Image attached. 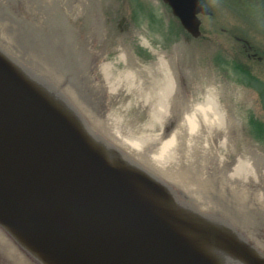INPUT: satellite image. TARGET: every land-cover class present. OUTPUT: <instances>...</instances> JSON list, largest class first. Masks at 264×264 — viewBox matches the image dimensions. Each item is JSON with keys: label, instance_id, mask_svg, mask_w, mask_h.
<instances>
[{"label": "water", "instance_id": "water-1", "mask_svg": "<svg viewBox=\"0 0 264 264\" xmlns=\"http://www.w3.org/2000/svg\"><path fill=\"white\" fill-rule=\"evenodd\" d=\"M0 229L44 264H264V162L110 0H0Z\"/></svg>", "mask_w": 264, "mask_h": 264}, {"label": "rangeland", "instance_id": "rangeland-1", "mask_svg": "<svg viewBox=\"0 0 264 264\" xmlns=\"http://www.w3.org/2000/svg\"><path fill=\"white\" fill-rule=\"evenodd\" d=\"M208 4L213 14L203 21L214 24L212 36L203 23V39H151L149 51L159 53L141 57L155 68L162 60L169 71L173 66L167 62L173 63L180 69V84L200 97L214 91L219 112L237 137L264 158V61H256L264 60V5L254 0H208ZM133 28L143 32L140 21ZM243 46H248L247 55L255 54L252 59L242 55ZM8 252L0 244V264L28 262L20 263Z\"/></svg>", "mask_w": 264, "mask_h": 264}, {"label": "bare ground", "instance_id": "bare-ground-1", "mask_svg": "<svg viewBox=\"0 0 264 264\" xmlns=\"http://www.w3.org/2000/svg\"><path fill=\"white\" fill-rule=\"evenodd\" d=\"M112 9L114 12L115 20L123 30V32L126 34L130 42H132L133 46L136 47L135 49L140 54V56H148L151 52L154 54H158L157 51H149V43L152 40H161L158 37L161 38L163 35V39H169L168 37L175 34L176 40H188V41H194L198 39H203L200 37L202 34L203 36V23L204 18H210L213 14V11L211 10L210 6H208V0H199L201 6L206 10L205 13H197L195 15V18L197 19L199 25H198V34L192 35L188 31H186L183 26L181 25L180 19L176 16H174L170 10V8L162 2V0H110ZM126 4V6L124 5ZM162 4L166 5L167 8H169L171 15L165 16V19L162 20L160 16V11L162 9ZM145 11L149 15L153 17V20H155L154 24H143L144 22H140V26L143 32L140 34L137 30L133 28L134 24L137 21H140V14ZM144 12V13H145ZM123 21V22H122ZM146 27V28H145ZM205 30L210 33L212 36L215 33V30H212L214 28V24L212 22H206L204 23ZM227 28H225L224 32ZM208 36V35H206ZM198 39H193L197 38ZM192 38V39H191ZM238 38V37H237ZM208 39V38H207ZM244 40L243 36H239V40ZM240 40V41H241ZM246 42V39L245 41ZM248 47V46H247ZM246 46H243L241 51L244 53L242 55H245L246 58L250 57L251 59L253 55H247V52L249 51ZM240 55V54H239ZM241 56V55H240ZM263 57V56H262ZM144 58V57H143ZM255 58V57H254ZM258 63H262L264 60H256ZM159 66H156V69L167 75L168 77L172 78L176 82L180 84V77L177 75L179 73V68L175 69L173 63H170L169 61L167 63L170 64L171 71L168 69H165V65L163 66L164 62L162 60L158 61ZM172 64V65H171ZM149 65H151L149 63ZM152 66V65H151ZM168 66V65H167ZM154 67V66H153ZM155 68V67H154ZM178 71V72H177ZM200 97V96H199ZM212 106H214L218 111V105H217V97L216 93L212 90H208L203 97H200ZM223 116V115H222ZM224 117V116H223ZM226 119V117H224ZM263 162L264 158L261 155H257ZM0 244L3 246L6 245V248L9 249V255L10 257L13 256L15 259H17L20 263L22 260L26 262V264H44L39 259H37L35 256L30 254L28 251H26L20 244H18L11 236H9L7 233L2 231L0 229ZM5 255V254H4ZM8 255V256H9Z\"/></svg>", "mask_w": 264, "mask_h": 264}, {"label": "flooded vegetation", "instance_id": "flooded-vegetation-1", "mask_svg": "<svg viewBox=\"0 0 264 264\" xmlns=\"http://www.w3.org/2000/svg\"><path fill=\"white\" fill-rule=\"evenodd\" d=\"M255 2H259V3H262L263 5H264V0H254ZM208 6H209V4H207ZM145 11H143L142 12V14H140L139 16L141 17L140 18V22L142 21V22H144L143 24H145V26H146V24H149V25H151V24H154V22H155V20H153V17L151 16V15H149L148 13H144ZM167 15H171V13H170V10H169V8H167L166 7V5H164V4H162V9H161V11H160V16H161V19L162 20H164L165 19V16H167ZM123 22V21H122ZM107 26H109V24L107 25ZM147 27V26H146ZM145 27V28H146ZM149 27H147L146 29H148ZM200 37H202V34L200 35ZM200 37H197V38H193V39H198V38H200ZM159 39H163V35L161 36V38L160 37H158ZM170 38H173V39H176L175 38V34L174 35H170ZM192 39V38H191ZM164 40V39H163ZM263 56V55H262Z\"/></svg>", "mask_w": 264, "mask_h": 264}]
</instances>
